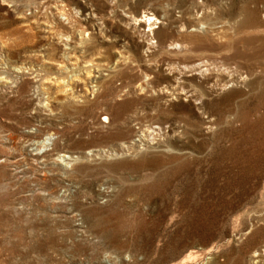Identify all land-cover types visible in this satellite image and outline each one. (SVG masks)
<instances>
[{
    "label": "rangeland",
    "instance_id": "rangeland-1",
    "mask_svg": "<svg viewBox=\"0 0 264 264\" xmlns=\"http://www.w3.org/2000/svg\"><path fill=\"white\" fill-rule=\"evenodd\" d=\"M262 36L264 0H0V264H264Z\"/></svg>",
    "mask_w": 264,
    "mask_h": 264
},
{
    "label": "bare ground",
    "instance_id": "bare-ground-1",
    "mask_svg": "<svg viewBox=\"0 0 264 264\" xmlns=\"http://www.w3.org/2000/svg\"><path fill=\"white\" fill-rule=\"evenodd\" d=\"M239 10H240L239 13L245 14L244 19L240 20L238 22L240 26L243 23V24H247V27L252 28L253 25L261 24V21L255 19L253 11L249 10L247 7L240 6ZM56 12L60 13L61 9L59 7H56ZM207 12H208L207 10L201 9V14H202L201 20L203 23H208L207 19H208V21L210 20V17H209ZM94 19L96 21L98 20V18H96V17H94ZM129 19L139 26H141L142 24L147 26L146 32H149L150 34H153L154 30L159 28V25H156V24H160L162 22L161 20H159V18L155 17L153 14L146 13L145 11H142L141 13H139L136 16L131 15ZM97 23L99 24V22H97ZM258 36H260V35H258ZM61 40L63 41L62 55L64 57L68 56L70 50L77 48L80 44H82L81 43L82 41H71V42L67 43V37H63V36H62ZM246 41L249 45V49L251 50V51H249L248 54L252 58L253 62L260 61L259 56H261V55L264 58V36H262L259 39V45L258 46L251 44V42L253 41L252 39H247ZM74 64L75 63H72V65L70 64V66H69V65H66L64 63V61H60L56 65L58 66V68L63 69L64 71H67L68 67L73 69ZM82 66L85 68L86 76H88V77L95 78V77H98L101 75V66L99 64H96V63H93L89 60H86V61H84V64ZM92 70H93V72H95V74L91 73ZM261 73L262 74L264 73L263 67H260V65H254V66L251 65L248 67L247 76H245V79H243L241 82V86L243 85L247 91L258 92L259 88H262V91L257 93V96H256L257 102L254 104V108H259V107L264 108V77L263 78L261 77ZM75 75L77 76V74H75ZM239 77H240L239 74L236 71H234L233 69H230L229 67H227L224 70V72L217 71L215 74L214 81H212L210 83V91L213 92L211 94H214V93L217 94L220 91L227 88L228 86H237L239 84V80H240ZM186 92L194 95L195 98L208 99V97L206 96L208 94L203 93V92H199L195 86L190 85ZM174 93H176V92L174 91ZM241 94H242L241 90H233L230 93H228L227 95H225L224 97H222L221 101L224 104H227V106H228L233 99L238 98ZM242 117H245V115L242 114ZM42 142H43V140H42ZM56 158L59 160H64L65 158L72 160L73 157L70 156L69 154L63 152V153L57 154ZM255 255H258V253ZM194 258H195V255L191 251H189L182 258L181 262H184L186 260H191ZM254 262L258 263V262H262V261L255 259Z\"/></svg>",
    "mask_w": 264,
    "mask_h": 264
}]
</instances>
